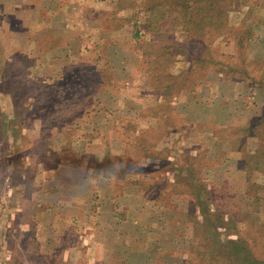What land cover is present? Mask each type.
Here are the masks:
<instances>
[{
  "label": "rangeland",
  "instance_id": "1",
  "mask_svg": "<svg viewBox=\"0 0 264 264\" xmlns=\"http://www.w3.org/2000/svg\"><path fill=\"white\" fill-rule=\"evenodd\" d=\"M62 3L0 0V264H264V0Z\"/></svg>",
  "mask_w": 264,
  "mask_h": 264
},
{
  "label": "crops",
  "instance_id": "2",
  "mask_svg": "<svg viewBox=\"0 0 264 264\" xmlns=\"http://www.w3.org/2000/svg\"><path fill=\"white\" fill-rule=\"evenodd\" d=\"M58 1H60V2H58ZM62 1L63 0H56V2L58 3V4H60V5H62L63 3H62ZM81 1V0H80ZM47 2H48V0H47ZM44 13V11L43 12H38V17L39 16H41L42 14ZM68 25V24H67ZM67 25H63L64 26V28L65 29H67L69 26H67ZM116 182V181H115ZM118 182V181H117ZM111 183V182H110ZM114 185L113 184H111L110 185V187H113ZM125 192H124V194L122 195V196H114L113 194H111V196H110V199H111V201H116V202H124L125 203V205L124 206H128L129 205V203L128 202H126L128 199H126V195H127V191L126 190H124ZM140 196V195H139ZM105 198H107V196L105 195L104 196ZM144 198V199H143ZM143 198H141L140 197V199L141 200H143V204L144 205H147L148 204V201H146V199H145V197H143ZM106 201H108V199H105ZM87 205V204H86ZM96 218H99V217H96ZM99 220V219H98ZM101 220V219H100ZM101 222H103V220H101ZM97 236H98V234H97Z\"/></svg>",
  "mask_w": 264,
  "mask_h": 264
}]
</instances>
